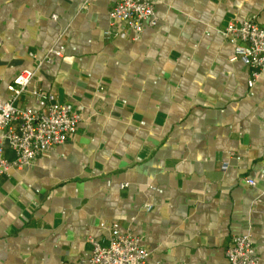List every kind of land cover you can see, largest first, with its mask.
I'll list each match as a JSON object with an SVG mask.
<instances>
[{
  "label": "crops",
  "instance_id": "0c3cea01",
  "mask_svg": "<svg viewBox=\"0 0 264 264\" xmlns=\"http://www.w3.org/2000/svg\"><path fill=\"white\" fill-rule=\"evenodd\" d=\"M114 3L0 0V101L32 70L16 105L42 111L40 91L81 117L0 178V264H84L88 239L106 243L113 224L148 264H226L244 234L264 264V185L245 183L264 174V70L250 85L222 34L264 26V0H155L157 24L137 40L107 34Z\"/></svg>",
  "mask_w": 264,
  "mask_h": 264
},
{
  "label": "built area",
  "instance_id": "2783aa9c",
  "mask_svg": "<svg viewBox=\"0 0 264 264\" xmlns=\"http://www.w3.org/2000/svg\"><path fill=\"white\" fill-rule=\"evenodd\" d=\"M155 0H115L108 13L110 35L116 27H124L139 39L144 27H155ZM223 37L233 47L232 61H242L251 73V82L258 79L264 70V26L253 20L234 21L222 31ZM59 56L56 51L50 50ZM46 62H51L48 57ZM42 63H40L41 65ZM34 71L23 70L8 85V100L0 101V178L11 171L21 170L49 150L64 144L77 130L81 117L68 106L57 101L53 94L33 91L32 96L45 104L40 112L16 105L26 94ZM14 155L12 160L4 157V144ZM226 163L221 169L225 170ZM264 185V174L257 179L247 178L245 183ZM90 256L84 264H148L149 253L141 245V239L130 231L121 232L118 225L110 228L106 243L88 239ZM226 264H258L252 237L249 234L236 236L225 250Z\"/></svg>",
  "mask_w": 264,
  "mask_h": 264
}]
</instances>
